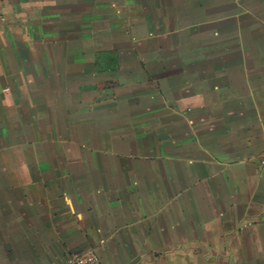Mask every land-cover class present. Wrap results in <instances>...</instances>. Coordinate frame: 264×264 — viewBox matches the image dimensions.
<instances>
[{
	"label": "crops",
	"instance_id": "1",
	"mask_svg": "<svg viewBox=\"0 0 264 264\" xmlns=\"http://www.w3.org/2000/svg\"><path fill=\"white\" fill-rule=\"evenodd\" d=\"M0 126V264H264V0H0Z\"/></svg>",
	"mask_w": 264,
	"mask_h": 264
},
{
	"label": "built area",
	"instance_id": "2",
	"mask_svg": "<svg viewBox=\"0 0 264 264\" xmlns=\"http://www.w3.org/2000/svg\"><path fill=\"white\" fill-rule=\"evenodd\" d=\"M264 163V160H262ZM62 264H100V257L95 247L69 252Z\"/></svg>",
	"mask_w": 264,
	"mask_h": 264
},
{
	"label": "rangeland",
	"instance_id": "3",
	"mask_svg": "<svg viewBox=\"0 0 264 264\" xmlns=\"http://www.w3.org/2000/svg\"><path fill=\"white\" fill-rule=\"evenodd\" d=\"M1 127V126H0ZM30 130V127L29 126H24L23 127V131H29Z\"/></svg>",
	"mask_w": 264,
	"mask_h": 264
}]
</instances>
